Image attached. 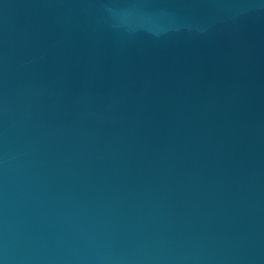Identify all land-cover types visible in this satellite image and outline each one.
<instances>
[{"label": "water", "instance_id": "obj_1", "mask_svg": "<svg viewBox=\"0 0 264 264\" xmlns=\"http://www.w3.org/2000/svg\"><path fill=\"white\" fill-rule=\"evenodd\" d=\"M0 264H264V0H0Z\"/></svg>", "mask_w": 264, "mask_h": 264}]
</instances>
